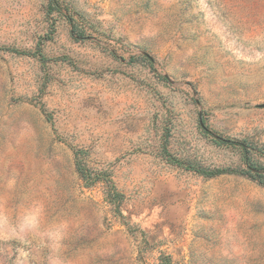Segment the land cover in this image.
<instances>
[{"label": "rangeland", "instance_id": "rangeland-1", "mask_svg": "<svg viewBox=\"0 0 264 264\" xmlns=\"http://www.w3.org/2000/svg\"><path fill=\"white\" fill-rule=\"evenodd\" d=\"M55 1L0 0V264H264V0Z\"/></svg>", "mask_w": 264, "mask_h": 264}, {"label": "trees", "instance_id": "trees-1", "mask_svg": "<svg viewBox=\"0 0 264 264\" xmlns=\"http://www.w3.org/2000/svg\"><path fill=\"white\" fill-rule=\"evenodd\" d=\"M49 1H50V6L52 8H54L60 16H62L61 15V9H60L58 3L55 0H49ZM67 20L72 25V19L70 17H67ZM73 33H74V27L72 25L71 35H73ZM201 124H203V123L201 122ZM204 130L206 132H208L206 129H204ZM212 137L216 140V142H218L222 145H225V146L237 148L240 151L242 162H243L244 167H245V170H244L245 175L251 177L252 179L260 180L259 182H261V180H263L264 169L260 165H258L254 161V159L251 158L250 148L246 144H244L242 142H236V141H232V140L221 139L220 137H218L216 135H212ZM260 156H264V153H260ZM174 162H176L174 164L180 165L179 163H177V161H174ZM182 166H183V164H182ZM185 168H187L188 170H193L195 173H198V174H203V175L214 174V173H210V172H207V171H204L201 169H193L194 166L190 165L189 163L185 165Z\"/></svg>", "mask_w": 264, "mask_h": 264}]
</instances>
